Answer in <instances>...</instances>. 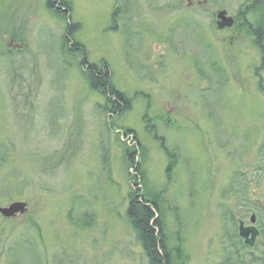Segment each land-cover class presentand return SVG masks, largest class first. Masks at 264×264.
I'll return each instance as SVG.
<instances>
[{"label": "rangeland", "instance_id": "1", "mask_svg": "<svg viewBox=\"0 0 264 264\" xmlns=\"http://www.w3.org/2000/svg\"><path fill=\"white\" fill-rule=\"evenodd\" d=\"M65 1L69 18L0 0V208L27 207L0 216V264H149L130 193L157 200L172 264L263 263L264 0ZM83 57L106 65L121 113ZM251 215L253 260L237 237Z\"/></svg>", "mask_w": 264, "mask_h": 264}, {"label": "trees", "instance_id": "2", "mask_svg": "<svg viewBox=\"0 0 264 264\" xmlns=\"http://www.w3.org/2000/svg\"><path fill=\"white\" fill-rule=\"evenodd\" d=\"M58 5L55 10L57 15H61L63 17H70L69 12L71 11L70 5L65 0H47L46 7L48 10H52L54 6ZM77 27L76 24H67L65 27V43L69 45V41L72 40L73 32ZM261 33H259L260 35ZM255 36H258V33H255ZM263 41L261 45H264V35H260ZM258 38V37H257ZM259 43V42H257ZM70 52L76 53L83 50L82 46L77 43H73L69 49ZM262 52L264 48L261 49ZM264 53V52H263ZM82 63L84 66H87L86 71L84 72L87 76L88 83L91 88H98L101 91V94L105 97L106 106L109 105L108 113L118 114L121 113L124 106L127 104L125 100L124 94L118 92L115 87L110 83L109 73L106 70V65L102 64L100 67L97 65H89L86 63L84 57L82 59ZM111 100V101H110ZM129 132V131H128ZM134 151L126 150L125 159L127 162H130L131 166H134V162H132V155ZM136 173V179L143 180V176L139 173V169L137 167L133 168ZM126 216L129 220V224L132 229L136 232L138 239L141 243L142 250L144 252L145 257L148 259L149 264H172L169 252L166 250L164 237L162 234L163 231V222L162 215L160 213L159 204L155 198L148 197L146 195H138L135 193H130L128 195V205L126 209ZM237 243L233 242V251L237 247ZM240 247L244 249V247L240 244ZM234 252H231V255ZM233 258H237L232 260L234 264L241 263L242 255L236 253L232 255ZM229 257V256H228ZM227 257V258H228ZM225 258V263L228 261ZM231 259V258H230ZM252 260L254 258H251ZM251 264L257 263L250 261ZM243 264V263H241ZM260 264H264L260 263Z\"/></svg>", "mask_w": 264, "mask_h": 264}, {"label": "water", "instance_id": "3", "mask_svg": "<svg viewBox=\"0 0 264 264\" xmlns=\"http://www.w3.org/2000/svg\"><path fill=\"white\" fill-rule=\"evenodd\" d=\"M234 20L229 17L226 11H219L216 14L217 29H229L233 26ZM27 210L26 204L22 202L11 203L5 208H0V216L6 219L14 218L17 215H24ZM251 222H254V217H251ZM238 235L244 239V244L252 247L258 232L255 228H244L242 223L239 224Z\"/></svg>", "mask_w": 264, "mask_h": 264}, {"label": "flooded vegetation", "instance_id": "4", "mask_svg": "<svg viewBox=\"0 0 264 264\" xmlns=\"http://www.w3.org/2000/svg\"><path fill=\"white\" fill-rule=\"evenodd\" d=\"M119 1H123V0H119ZM178 1H181V0H178ZM182 1H184L185 2V6H187V7H193L194 5H195V3H196V5H202L203 3V1L204 0H195V1H192V0H182ZM205 2V1H204ZM214 23H216L215 21H214ZM216 26V25H215ZM81 67H83V70H86L87 69V66L85 65H81ZM263 208H264V206H263ZM229 215H231V214H229ZM257 217L259 218V219H261V217H262V215L260 214V211H258L257 212ZM252 216V215H251ZM254 216V215H253ZM263 216H264V213H263ZM255 217V216H254ZM230 219V221L232 220V217H230L229 218ZM256 221H257V218L255 217V219H254V222H253V224H252V222H251V217H250V219H249V223L248 224H245L244 223V221L243 220H237V228H238V226H239V224L240 223H242V226L244 227V228H250L251 226H253L256 230H257V232H258V236H257V238H256V240H255V242H254V245H253V247L252 248H247V251H249V253H250V256H252L251 254H252V251L253 250H255V248H256V242H257V240H259L262 236H261V233H262V230H263V228H257V226H256ZM238 240H240V239H238ZM241 242V245L243 246L244 244H243V240H240ZM244 247V246H243ZM263 249H264V246H263ZM235 259H237V258H235ZM264 259V258H263Z\"/></svg>", "mask_w": 264, "mask_h": 264}]
</instances>
